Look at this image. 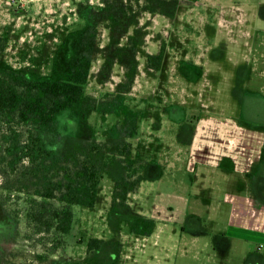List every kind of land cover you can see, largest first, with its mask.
Instances as JSON below:
<instances>
[{"label":"rangeland","instance_id":"rangeland-1","mask_svg":"<svg viewBox=\"0 0 264 264\" xmlns=\"http://www.w3.org/2000/svg\"><path fill=\"white\" fill-rule=\"evenodd\" d=\"M85 56L93 64L83 103L40 134L67 160L94 144L113 148L135 119V165L107 166L95 207H72L65 247L26 239L24 217L0 213V264H239L214 251L225 205L211 198L223 225L207 221L201 236L189 212L209 211L199 186L221 200L233 186L199 178V145L223 152L217 139L238 135L235 122L264 121V0H0V69L58 80ZM252 126L244 144L264 134ZM9 140L0 122V154ZM177 148L181 159L167 166ZM8 182L0 177V192ZM25 198L7 199L20 210ZM93 239L99 249H89Z\"/></svg>","mask_w":264,"mask_h":264},{"label":"trees","instance_id":"trees-1","mask_svg":"<svg viewBox=\"0 0 264 264\" xmlns=\"http://www.w3.org/2000/svg\"><path fill=\"white\" fill-rule=\"evenodd\" d=\"M92 64V57L85 56L58 80L29 79L17 71L0 69V122L6 124L10 138L0 154V177H7L11 184L2 186L0 213L18 222L23 216L26 239L44 241L56 249L65 247V237L72 230V207L97 204L107 166L118 159L127 170L135 165L133 143L128 140L138 132L135 119L127 118L130 128L120 126L126 140L113 148L94 144L86 151H75L74 158L67 160L49 149L40 134L43 128L54 129L62 112L83 103ZM260 161H264V149ZM12 175H18L19 181ZM13 194L26 195L24 208L10 206L7 198ZM101 245L102 240L93 239L89 249Z\"/></svg>","mask_w":264,"mask_h":264},{"label":"crops","instance_id":"crops-1","mask_svg":"<svg viewBox=\"0 0 264 264\" xmlns=\"http://www.w3.org/2000/svg\"><path fill=\"white\" fill-rule=\"evenodd\" d=\"M262 116H254L257 118L256 122L252 120L253 118H249L253 122L248 125L240 121L235 122L234 129L238 130L236 133L239 136L233 135L228 139H217L220 141L219 144H222L223 152L218 151L212 154L211 146L208 144L199 145L200 149L197 152L200 162L204 166L198 174L202 181L212 185L215 182L213 177L218 174L220 179L225 177L229 180L227 182L233 185L221 200L218 198V193L217 198L214 195L213 197L207 196L208 192L213 190H209L203 184L199 186L197 199L202 204L210 205L211 198H214L219 202V205H225L222 207L228 210L227 219L224 223L225 227L218 229L214 235V251L218 256L228 257L227 259H231L232 262H234V258H238L239 264H264V161H260L264 149V134H259V140L253 145L244 144L248 126L256 125L257 127L254 128L264 130ZM260 119L262 122L259 121ZM249 134L250 137L256 138V134L252 131ZM158 140L160 142V138ZM177 141L182 143V138L179 137ZM182 154L181 148L175 149L172 156L173 161L167 158L171 163L167 166H174V163L181 159ZM212 207L213 205H210L207 214L192 211L190 213L188 210L189 215L193 218L192 223L198 225L200 236L207 233V221L223 225L221 218L217 216L219 213L212 215L210 211Z\"/></svg>","mask_w":264,"mask_h":264}]
</instances>
